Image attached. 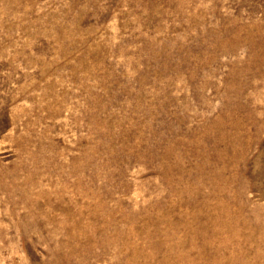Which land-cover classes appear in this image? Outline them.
<instances>
[{"label": "rangeland", "instance_id": "rangeland-1", "mask_svg": "<svg viewBox=\"0 0 264 264\" xmlns=\"http://www.w3.org/2000/svg\"><path fill=\"white\" fill-rule=\"evenodd\" d=\"M0 264H264V0H0Z\"/></svg>", "mask_w": 264, "mask_h": 264}]
</instances>
